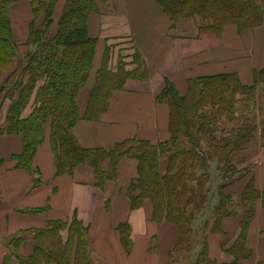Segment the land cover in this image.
<instances>
[{"label": "trees", "instance_id": "trees-1", "mask_svg": "<svg viewBox=\"0 0 264 264\" xmlns=\"http://www.w3.org/2000/svg\"><path fill=\"white\" fill-rule=\"evenodd\" d=\"M58 1L0 0V80L8 75L0 82V95L3 101H10L6 118L0 123V136H22V152L14 157L18 166L32 169V160L44 142L48 125L58 175L73 174L78 166H89L95 186L104 190L108 183L118 179L121 161L126 157L135 158L138 176L126 189L127 197L133 209L150 201L153 220L168 222L179 230L178 243L171 256L191 251L205 237L199 253L200 264H218L207 255L205 226L210 215L218 227L224 218L242 214L240 236L229 250L234 257L230 264L250 259L252 251L246 244L247 233L257 200L262 199L264 204V193H259L251 182L238 202L228 189L250 173V166L240 167L237 154L257 135L264 136V68L254 71L251 85L243 84L237 73L191 78L183 96L167 81L157 102L170 108L169 140L157 145L147 141L124 142L112 150L84 149L72 130L80 119L77 95L89 81L96 58L97 40L88 33V20L98 6L95 0H66L58 31L49 34ZM20 2L30 4L32 20L25 45L32 50L17 65L19 46L11 10ZM156 2L174 25L185 19H199V33L221 35L224 27L231 24L236 25L239 33L264 26V0ZM139 55L135 53V62L140 60ZM138 63L134 71L126 70L123 62L117 71H112L106 60L96 74L86 113L88 118H98L108 109L110 95L122 89L127 78L144 75L140 69L142 64ZM32 100L33 110L25 117L24 110ZM163 158L167 161L164 174L160 171ZM106 160L110 162L109 170L103 168ZM217 178L221 179L218 188L214 187ZM210 196L218 198L212 209L208 208ZM110 206L111 199H108L105 209ZM206 207L210 215L204 218V228H200L197 221ZM50 227L24 232L8 241L9 254L2 264H8L12 258L19 264H95L87 229L79 222L70 225L66 243L61 231L67 224L53 223ZM122 227L129 247V228ZM28 236L36 242V248L33 255L25 257L20 254V247Z\"/></svg>", "mask_w": 264, "mask_h": 264}, {"label": "crops", "instance_id": "crops-1", "mask_svg": "<svg viewBox=\"0 0 264 264\" xmlns=\"http://www.w3.org/2000/svg\"><path fill=\"white\" fill-rule=\"evenodd\" d=\"M95 1L98 10L89 16L88 33L97 40L96 58L89 81L77 95L80 119L72 130L84 149L112 150L124 142L147 141L157 145L169 140L170 108L157 102L167 81L183 96L191 78L237 73L243 84L251 85L254 71L264 68V26L244 33L233 26L226 27L222 35L199 33V19H185L174 25L156 0ZM13 7V30L19 35L23 27H29L31 8L27 3ZM64 7L65 0H59L54 11L53 32ZM25 21L29 24L23 23ZM26 41L24 39V45ZM135 53L140 54L136 62ZM106 60L112 71H117L121 62L126 70L134 71L140 62L144 75L127 78L123 88L110 95L108 109L98 118H88L86 113L96 74ZM4 77L6 75L0 82ZM1 97L0 123L4 122L10 106V101H3ZM33 106L32 100L24 110L25 117L31 114ZM50 134L48 125L30 170L19 167L14 159L22 152V136H0V162H3L0 165V264L9 254L7 242L12 238L24 232L47 230L53 223H66L67 228L61 231L66 243L74 221L87 229L95 264H180L183 251L171 256L178 243L179 230L168 222H155L150 201L133 209L127 197L126 189L138 176V161L124 158L118 179L100 190L95 186L94 173L89 166H78L73 174H57ZM254 141L244 151L245 156L253 151L254 166L228 189L238 202L251 182L259 193H264V148L260 142L256 147ZM250 165L246 163L244 167ZM166 167L167 161L163 158L162 174ZM103 168L109 170L108 160L104 161ZM108 199L111 206L107 210ZM242 220L240 214L224 218L218 227L214 221L210 222L205 236L207 255L212 262H233L229 250L240 236ZM125 225L129 228V247L125 244L122 227ZM249 227L246 244L252 257L240 259L238 264L264 261L262 199L255 204ZM35 248L36 242L28 236L20 247V254L29 257ZM17 261L12 258L8 264H19Z\"/></svg>", "mask_w": 264, "mask_h": 264}, {"label": "rangeland", "instance_id": "rangeland-1", "mask_svg": "<svg viewBox=\"0 0 264 264\" xmlns=\"http://www.w3.org/2000/svg\"><path fill=\"white\" fill-rule=\"evenodd\" d=\"M29 4L28 2H20V3H18V4H16L15 6H18V5H20V4ZM30 5V4H29ZM65 6H66V0H65ZM14 8V7H13ZM15 9V8H14ZM64 11H65V7H64V9H63V11L61 12V15H60V17L58 18L59 19V21H60V19H61V16L63 15V13H64ZM28 14H30L31 15V11L29 10L28 11ZM15 16H17V14H15V11H14V21H15V19H16V17ZM13 19V18H12ZM17 20H19V16H18V18H17ZM59 21H58V24H59ZM27 21H25V22H23V23H25V24H29V22H27ZM58 24H57V29L56 30H54V32L52 31V30H50L49 31V34H54V33H56L57 31H58ZM228 26H233V27H236V25H233V24H231V25H227V26H225L224 27V29L222 30V32H221V35L223 34V32H224V30H225V28L226 27H228ZM237 28V27H236ZM28 35H29V27H23V29H22V31H20L19 32V35H18V33H16V37H15V39H16V42H17V44H18V46H19V49H18V51H19V54H18V57H17V60H16V63H17V65H19L22 61H23V57H24V55L25 54H27V52L30 50H32V48H27L26 47V45H24L23 43H24V39L26 40V39H28ZM6 77H7V75H6ZM6 77H4V78H6ZM2 98V97H1ZM255 140V141H254ZM253 141L257 144L256 145V147L258 146V142H260V146H262L263 148H264V136H261V135H257V137H255L254 139H253ZM253 141H252V143H253ZM254 150V149H253ZM245 151V150H244ZM244 151H242L241 153H239V154H237V157H236V159L238 160V161H240V167H244V165L246 164V163H248V164H252V165H250V171H251V168L254 166V162H252V160H253V157L251 156V154H253L251 151H250V154H248V155H246L245 156V154L246 153H244ZM255 151V150H254ZM249 162H251V163H249ZM219 183H221V179L220 178H217L216 179V181H215V183H214V187H217L218 188V185H219ZM218 202V198L216 197V198H214L213 196H210V199H209V209H212V208H214L215 206H216V203ZM208 208L206 207V210L205 211H202V212H200V214H199V219H198V227H200V228H204V225H205V220H204V218H206L208 215H210L209 214V212H206L207 210H208ZM213 212H214V210H213ZM210 221H209V223L207 224V226H205V228H206V231L209 229V226H210V222H212L213 221V217H211V215H210ZM196 228V227H195ZM197 231V230H196ZM203 238H204V240H203ZM202 243L205 241V237H202ZM202 243L200 244H196V246L195 247H193V249H191V251L190 250H185V251H183L182 252V259L180 260V264H194V262L197 260V262H198V264H200V259H199V253H200V251L202 250ZM197 264V263H196Z\"/></svg>", "mask_w": 264, "mask_h": 264}]
</instances>
